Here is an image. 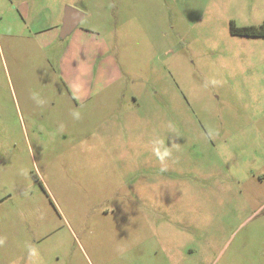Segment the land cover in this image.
<instances>
[{
  "label": "rangeland",
  "instance_id": "374dc122",
  "mask_svg": "<svg viewBox=\"0 0 264 264\" xmlns=\"http://www.w3.org/2000/svg\"><path fill=\"white\" fill-rule=\"evenodd\" d=\"M14 2L0 264H264V36L230 30L264 0H45L32 32L33 0ZM65 7L86 17L61 37ZM157 138L177 146L166 172Z\"/></svg>",
  "mask_w": 264,
  "mask_h": 264
},
{
  "label": "clouds",
  "instance_id": "9594fccd",
  "mask_svg": "<svg viewBox=\"0 0 264 264\" xmlns=\"http://www.w3.org/2000/svg\"><path fill=\"white\" fill-rule=\"evenodd\" d=\"M213 84L216 83L215 80L212 81ZM32 99H34L38 104H43L44 102L42 100H39L36 93L32 94ZM74 119L79 120L81 119V115L79 111H73L72 113ZM169 131L172 134H175V129L169 125ZM177 147L175 143H172L171 147L166 146L165 142L161 139H154L151 141V151L153 155L156 157V159L159 161L161 165V171L166 172L168 171L167 168V161L172 155L171 148ZM178 150V149H177ZM24 174V173H22ZM4 240L0 239V245H3ZM29 256L30 257H36L38 256V252L35 248L29 247Z\"/></svg>",
  "mask_w": 264,
  "mask_h": 264
},
{
  "label": "crops",
  "instance_id": "0c3cea01",
  "mask_svg": "<svg viewBox=\"0 0 264 264\" xmlns=\"http://www.w3.org/2000/svg\"><path fill=\"white\" fill-rule=\"evenodd\" d=\"M12 4H15L14 0H9ZM33 10L35 12V15H31V16H23L24 20L26 21V24H27V30L28 31H33V30H40L41 28H43L42 26L40 27V29H38L36 26H39V25H36L38 24L39 22L42 21L43 19V15L48 11V7L46 6L45 4V0H33ZM11 7H9L10 9ZM16 8V7H15ZM66 8V7H65ZM76 9V8H75ZM14 10V9H13ZM66 10V9H65ZM65 10L62 11L61 13V17H60V25L58 26V31H59V28H60V35H61V31H62V27H63V20H64V17H65ZM78 10V9H77ZM23 12V11H21ZM8 12H1L0 13V22H3V18L5 15H7ZM86 17V14H84V17L82 18V20ZM27 20H30L32 21L35 25L34 26H31ZM36 20V21H35ZM81 20V21H82ZM35 21V22H34ZM80 24V23H79ZM79 26V25H78ZM78 26L70 33L72 34L77 28ZM36 28V29H35ZM41 32V31H40ZM69 34V35H70ZM78 36L80 35L79 33L77 34ZM95 96L96 95H93V96H90V99L92 100L93 98L95 99ZM97 97V96H96Z\"/></svg>",
  "mask_w": 264,
  "mask_h": 264
},
{
  "label": "water",
  "instance_id": "95a60500",
  "mask_svg": "<svg viewBox=\"0 0 264 264\" xmlns=\"http://www.w3.org/2000/svg\"><path fill=\"white\" fill-rule=\"evenodd\" d=\"M83 17L84 14L81 11L73 7H66L61 37L69 35L79 25Z\"/></svg>",
  "mask_w": 264,
  "mask_h": 264
},
{
  "label": "trees",
  "instance_id": "16d2710c",
  "mask_svg": "<svg viewBox=\"0 0 264 264\" xmlns=\"http://www.w3.org/2000/svg\"><path fill=\"white\" fill-rule=\"evenodd\" d=\"M230 30L235 35L264 36V22L260 25L238 26L234 21L230 22Z\"/></svg>",
  "mask_w": 264,
  "mask_h": 264
}]
</instances>
